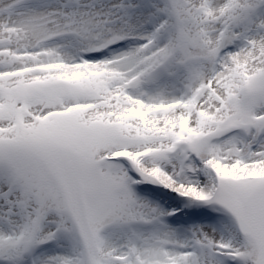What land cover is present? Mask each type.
Instances as JSON below:
<instances>
[{"label":"snow or ice","instance_id":"6c2138e0","mask_svg":"<svg viewBox=\"0 0 264 264\" xmlns=\"http://www.w3.org/2000/svg\"><path fill=\"white\" fill-rule=\"evenodd\" d=\"M0 264H264V0H0Z\"/></svg>","mask_w":264,"mask_h":264}]
</instances>
